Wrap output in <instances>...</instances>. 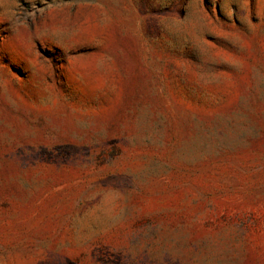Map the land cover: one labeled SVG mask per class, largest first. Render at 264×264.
<instances>
[{
  "label": "rangeland",
  "instance_id": "1",
  "mask_svg": "<svg viewBox=\"0 0 264 264\" xmlns=\"http://www.w3.org/2000/svg\"><path fill=\"white\" fill-rule=\"evenodd\" d=\"M0 264H264V0H0Z\"/></svg>",
  "mask_w": 264,
  "mask_h": 264
}]
</instances>
